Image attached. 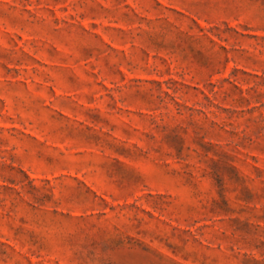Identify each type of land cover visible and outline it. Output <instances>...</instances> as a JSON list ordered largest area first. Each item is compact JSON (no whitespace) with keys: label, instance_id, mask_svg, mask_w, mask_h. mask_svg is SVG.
I'll return each mask as SVG.
<instances>
[{"label":"rangeland","instance_id":"1","mask_svg":"<svg viewBox=\"0 0 264 264\" xmlns=\"http://www.w3.org/2000/svg\"><path fill=\"white\" fill-rule=\"evenodd\" d=\"M0 264H264V0H0Z\"/></svg>","mask_w":264,"mask_h":264}]
</instances>
